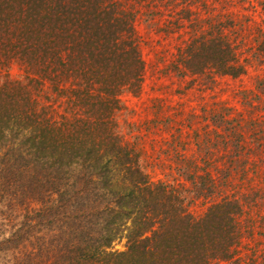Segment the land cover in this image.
I'll return each mask as SVG.
<instances>
[{"label":"trees","instance_id":"1","mask_svg":"<svg viewBox=\"0 0 264 264\" xmlns=\"http://www.w3.org/2000/svg\"><path fill=\"white\" fill-rule=\"evenodd\" d=\"M0 264H264V0H0Z\"/></svg>","mask_w":264,"mask_h":264},{"label":"rangeland","instance_id":"2","mask_svg":"<svg viewBox=\"0 0 264 264\" xmlns=\"http://www.w3.org/2000/svg\"><path fill=\"white\" fill-rule=\"evenodd\" d=\"M139 32L144 37V31L142 27L139 28ZM150 45H153V43H151ZM150 45L141 44V47H140L142 58L148 65V72L146 74L145 82L143 85V92L141 96L139 98H135L131 94L125 93L120 97L122 104L128 111L130 110L135 111L134 116H130V117L129 116L126 117L125 115L121 116V118H119V122L121 125H123L124 121L138 122L139 120L143 119L145 113L142 111L144 107H148L149 99L156 96V93L151 91V86H152L154 79L153 80L151 79L152 77H151V71L149 69V66L155 60L156 54L158 52V48L156 47L153 49ZM9 73H10V76L14 79L20 78L22 74L17 65H13ZM247 81L248 79L245 78L243 80V83H247ZM238 83L239 82H235L232 84L237 85ZM113 249L119 252L124 251L125 250V240H121L120 242L115 243L113 246Z\"/></svg>","mask_w":264,"mask_h":264}]
</instances>
